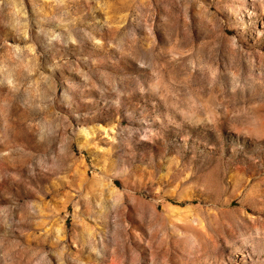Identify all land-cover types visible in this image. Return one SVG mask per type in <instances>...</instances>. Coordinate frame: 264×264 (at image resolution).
Instances as JSON below:
<instances>
[{
  "label": "rangeland",
  "instance_id": "374dc122",
  "mask_svg": "<svg viewBox=\"0 0 264 264\" xmlns=\"http://www.w3.org/2000/svg\"><path fill=\"white\" fill-rule=\"evenodd\" d=\"M0 264H264V0H0Z\"/></svg>",
  "mask_w": 264,
  "mask_h": 264
}]
</instances>
